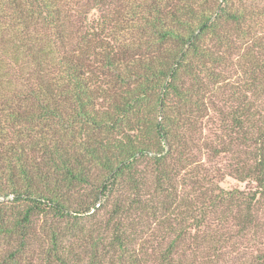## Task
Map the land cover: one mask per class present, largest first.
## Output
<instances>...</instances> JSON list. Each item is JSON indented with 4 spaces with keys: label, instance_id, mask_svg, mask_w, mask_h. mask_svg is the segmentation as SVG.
Masks as SVG:
<instances>
[{
    "label": "trees",
    "instance_id": "obj_1",
    "mask_svg": "<svg viewBox=\"0 0 264 264\" xmlns=\"http://www.w3.org/2000/svg\"><path fill=\"white\" fill-rule=\"evenodd\" d=\"M0 264H264V0H0Z\"/></svg>",
    "mask_w": 264,
    "mask_h": 264
},
{
    "label": "rangeland",
    "instance_id": "obj_2",
    "mask_svg": "<svg viewBox=\"0 0 264 264\" xmlns=\"http://www.w3.org/2000/svg\"><path fill=\"white\" fill-rule=\"evenodd\" d=\"M234 184H236L234 180L226 178L225 181H224V183L222 184V186H224V187H231ZM240 186L242 187L243 184H240Z\"/></svg>",
    "mask_w": 264,
    "mask_h": 264
}]
</instances>
